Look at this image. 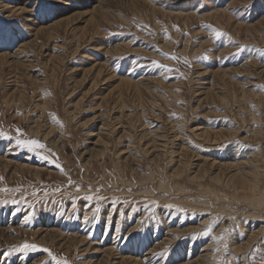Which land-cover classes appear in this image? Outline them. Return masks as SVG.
I'll return each mask as SVG.
<instances>
[{
	"label": "rangeland",
	"instance_id": "obj_1",
	"mask_svg": "<svg viewBox=\"0 0 264 264\" xmlns=\"http://www.w3.org/2000/svg\"><path fill=\"white\" fill-rule=\"evenodd\" d=\"M257 86L264 0H0V264H264Z\"/></svg>",
	"mask_w": 264,
	"mask_h": 264
},
{
	"label": "snow or ice",
	"instance_id": "obj_2",
	"mask_svg": "<svg viewBox=\"0 0 264 264\" xmlns=\"http://www.w3.org/2000/svg\"><path fill=\"white\" fill-rule=\"evenodd\" d=\"M225 34L220 32V31H216L215 32V37L217 39L221 38L222 36H224ZM246 47V46H245ZM242 50V49H241ZM239 53H236L235 55H238ZM167 55V54H165ZM172 59H176V57H171ZM187 62V61H185ZM152 64L154 65H157L158 67L160 68H167L168 71H173V69L171 68H168V66L166 65H162V64H159V62L157 61H152L151 62ZM258 88H260L261 90H264V86H257ZM20 130L17 129V132H19ZM0 138H7L9 140H11L12 138L11 137H6V134L3 133V132H0ZM15 145L16 147L20 148V149H26L27 151L33 153L35 156L37 157H40L41 159L45 160V161H48L49 163H52V164H56V161L54 159H50L49 156L47 155H43L42 151L43 149H45L46 145L43 144L40 140L38 139H21L19 138V136H17V138L15 139ZM57 167H60L59 165H56ZM69 183H72L71 181H69ZM3 191H9V189H3ZM16 191H18V189H16ZM87 200H92L93 197L91 195H89L87 198ZM99 199H103L102 197H97V200ZM4 203H7V201H4ZM12 203L13 204H16L17 201L15 199L12 200ZM167 207L169 208H172L173 206L172 205H168ZM100 211V208L99 206L97 205L96 208H95V212L93 214V216L95 217L96 213H98ZM30 218L29 215H25L24 219L25 221H27L28 219ZM85 219L87 220L88 218L85 217ZM218 223V221H217ZM212 229H209L208 231L205 232V235H208L209 232L211 231ZM216 239L218 240H223L224 237L223 235H221L220 237H217ZM21 249L23 250H28V249H36L38 248L37 245L35 244H31V243H28V242H24L22 245L19 246ZM227 247V246H225ZM45 252L48 253V255L51 257L52 261H55L56 264H68V261L65 259V260H58L57 257L51 253V251L49 249H44ZM217 251H219V249H217ZM0 255H7V253H0ZM158 257H162V258H166L167 256V251L163 252V253H156L154 254ZM223 264H229V262L227 261H224Z\"/></svg>",
	"mask_w": 264,
	"mask_h": 264
}]
</instances>
